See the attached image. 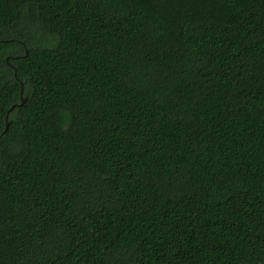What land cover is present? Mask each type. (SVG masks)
Returning <instances> with one entry per match:
<instances>
[{
  "label": "trees",
  "instance_id": "trees-1",
  "mask_svg": "<svg viewBox=\"0 0 264 264\" xmlns=\"http://www.w3.org/2000/svg\"><path fill=\"white\" fill-rule=\"evenodd\" d=\"M0 264H264V0H0Z\"/></svg>",
  "mask_w": 264,
  "mask_h": 264
},
{
  "label": "water",
  "instance_id": "water-1",
  "mask_svg": "<svg viewBox=\"0 0 264 264\" xmlns=\"http://www.w3.org/2000/svg\"><path fill=\"white\" fill-rule=\"evenodd\" d=\"M23 91H24V88L22 87V93H23ZM27 100H28V98L25 97V98L22 99V102H21V103L13 105L12 108L9 110V114L12 112V110H13L16 106L24 105V104L26 103ZM8 127H9V121H7V128H8Z\"/></svg>",
  "mask_w": 264,
  "mask_h": 264
}]
</instances>
